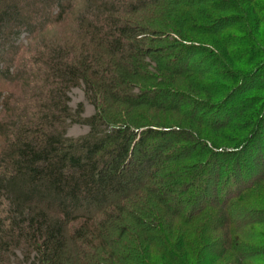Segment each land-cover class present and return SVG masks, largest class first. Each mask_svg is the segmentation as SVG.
<instances>
[{
    "label": "trees",
    "instance_id": "trees-1",
    "mask_svg": "<svg viewBox=\"0 0 264 264\" xmlns=\"http://www.w3.org/2000/svg\"><path fill=\"white\" fill-rule=\"evenodd\" d=\"M241 1L252 29L222 15L244 13L230 0H0V264L17 250L28 264H245L254 221L236 218L258 213L251 197L264 194V98L250 94L264 90L252 33L264 0ZM193 36L213 46L187 44ZM204 54L218 72L197 68ZM182 80L208 101L176 88ZM79 85L95 107L86 119L69 107ZM168 112L225 143L167 127ZM76 123L88 134L68 137ZM218 161L229 162L224 179Z\"/></svg>",
    "mask_w": 264,
    "mask_h": 264
},
{
    "label": "rangeland",
    "instance_id": "rangeland-1",
    "mask_svg": "<svg viewBox=\"0 0 264 264\" xmlns=\"http://www.w3.org/2000/svg\"><path fill=\"white\" fill-rule=\"evenodd\" d=\"M236 2L239 5H241L240 8L243 9V11L245 10L244 13L242 12V14H237L228 7V9H226L222 15H225V17H227L229 19V22H231V24L235 23L238 26L245 28L246 30H248L247 29L248 27L251 29L254 28L255 22H253L252 19H255L256 14L255 13L253 14L252 12L249 13L247 6H245L243 1H241V0H230V2L229 3L227 2L226 4H230V3L236 4ZM201 3H208V2H201ZM214 13L216 16L220 12L215 11ZM243 18L245 20L244 22L241 21V20H243ZM260 22L259 21L256 22V24L259 26L258 32L252 31V33L255 37L257 34H258V36H260V37H256V39L261 45L264 46V21H260ZM232 33H233L232 35H236L237 37L244 38V34H243L242 30H239V32L232 31ZM255 33H257V34H255ZM25 36H22L21 42L19 41V44H21L20 52H19L20 54H21V52L25 53L26 49H28V47H29V42H27V40L25 39ZM153 37H155V36H153ZM161 38H163V37H161ZM192 39L194 41L193 40L192 41L187 40V44L192 42L193 44L198 45V46H205V47L213 46L212 43L209 42V40H206V39H208L207 36L204 39L202 36H193ZM209 39H212V38L210 37ZM183 42H185V41H182V43ZM7 53H6V55L3 56L4 59L6 57H8L9 54H7ZM21 56H22V54L17 56V60L15 62V65L13 66V71L19 70V65L21 63ZM199 57H201V56H199ZM202 59H204V60H201L202 62L199 64V66L197 68H200V69L208 68V70H206L207 72L208 71H211V72L212 71H215V72L219 71L218 70L219 66H214L211 63V60H210L211 58L207 54H204L202 56ZM237 69H238L237 73H239V74L246 73V71H243L241 68H237ZM206 71H203V74H208ZM259 80H261V84L264 86L263 79H259ZM226 85L232 86L231 84H228V83ZM186 86H187L186 82L184 80H182L177 84L176 88H179L182 90L183 89L187 90L185 92H186V94L189 95V97L197 96L199 98H203V99L208 101V98L206 96H200V94L197 92L196 89H195L196 91H194V89L193 90L188 89V86L187 87ZM3 90L5 92V88ZM5 93H8V92H5ZM5 93H4V97L7 96ZM250 94H252V95L257 94L260 96V98H264V90L263 89H262V91H257V92L255 91V92H251ZM67 97L69 99V107L73 111H76L78 106L82 105L83 112H82L81 116L83 119L89 118L95 114V107L90 103L89 99L87 98V94L85 93L84 87L82 85H79L77 87L72 88L68 92ZM212 102L215 104L217 103L215 100H213ZM262 103H264V100L260 101L259 108H260V105H262ZM184 107H185V109H188L189 106L185 105ZM201 113L204 114V111ZM153 115H155V114L153 113ZM162 115L164 117H166V119H167L163 122L164 125L168 124L167 127L173 126V127H180V128H184V129H189V130H191V132L198 134L199 135L198 137L201 140H209L211 143H213L214 141H217L218 143H223V142L225 143V141L222 140V136L219 133L216 134L215 131L211 132L210 129H208L204 126L202 128H200L199 126H195L193 124V122L191 123L190 122L191 117L188 118L189 116H187V114L185 115V114H182L181 112H177V113L168 112V113L160 114V116H162ZM213 115L214 114L206 115V120L212 118ZM262 117H264V109L261 112V115H259V120ZM154 121H157V123L160 122V121H158V119L154 120ZM260 130H261L260 139H263V142L262 141L261 142L263 144V149H264V125H263L262 129H260ZM88 132H89V127L85 124H82V123L71 124L67 128V136L70 138H73V139L81 138V137L87 135ZM199 132H201L200 133L201 135L199 134ZM224 135H227L230 137H237L236 133H233L231 131L224 132ZM3 142L4 141H2L0 139V150H2V148L5 146L3 144ZM261 158H264V151H262ZM228 161H220V162L218 161L219 163H217V165L220 164V168H219L218 172L220 174V178L222 177V179H224L225 175L228 174V172H227L228 167H229ZM208 167L209 166H207V170H209V173L211 174L213 172V165L212 166L210 165L209 168ZM211 168H212V170H210ZM1 171L2 170H0V172ZM201 188L205 189V186L203 184H199V185L197 184L196 190H200ZM209 188L213 189V191H214L215 183L210 182ZM262 189H263V193H264V186H262ZM192 191H194V190H192ZM261 193H259L260 195H258L257 197H256V192L254 193L255 195L251 197V198H253V200L250 202L251 203L250 205H252V207H256V209H260L258 211V213H262V214L254 213V214L246 216L244 213L242 215H238V217L236 218L237 224H238V222L240 223L241 221H244L245 219L250 220L251 223H253V221H254V224H253L254 226H251V231H248L247 235H244L242 238L243 241H245L247 243V246H248V253L246 254V257L241 260V261H244L242 263H245V264H264V223L258 224V222H257V221L261 222L262 219H264V194L261 195ZM211 194H212V191L211 192L209 191L208 195H204L205 197L203 200L206 202V200L209 199V197L210 198L212 197ZM0 205H1V198H0ZM185 209H188V207L185 206ZM176 223H177V225H179L181 227V225H182L181 221L180 222L178 221ZM187 232H190V229ZM212 237H215L216 239L218 238V240L221 238L220 235H218V236L212 235ZM250 248L252 249V251H250ZM142 252L143 251L141 248L138 250V248H136L135 246H132V249L130 250V253L132 256L129 260H132V261L137 260L138 262H141V260H143V258H144ZM151 252H152L153 257H156L159 254L157 249H155L154 247H151ZM22 254L23 253L21 250H17L15 253V256H11V258H10L11 264H28L27 262H24V258L22 256ZM146 259H147V256H146ZM234 261L236 262L237 258L232 259L228 255H226V256H223V258H221L220 260H218V262L216 264H235ZM195 263H196V261L194 259L192 260V262H190V264H195Z\"/></svg>",
    "mask_w": 264,
    "mask_h": 264
}]
</instances>
